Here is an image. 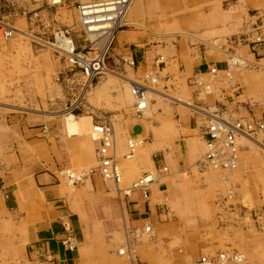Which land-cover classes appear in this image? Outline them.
Returning <instances> with one entry per match:
<instances>
[{
  "label": "rangeland",
  "instance_id": "obj_1",
  "mask_svg": "<svg viewBox=\"0 0 264 264\" xmlns=\"http://www.w3.org/2000/svg\"><path fill=\"white\" fill-rule=\"evenodd\" d=\"M78 1L83 0H66L65 5L49 6L45 0H0V21L17 29L11 39H0V130L16 115L31 117L33 122L31 127L42 126L45 121L61 122L64 111L71 108V113L77 117L90 116L94 123L104 120L111 121L115 126L117 148L122 150L126 140L132 137L129 135V124L146 121V118H138L132 105L123 103L122 100L124 79L127 77L136 78L138 72L128 67L126 70L118 69L114 61L118 31L132 28V26L123 24L119 27L106 56V64L110 70L98 76L92 85L87 87L81 76L76 74L77 71L66 72V69L70 67L69 63L64 54L52 45L55 28L64 25L74 26L77 21L76 4ZM149 3L151 10L148 15L151 16L145 22L140 21V26L137 25L136 30H139L146 38L148 34H151L148 41L151 46L155 45L159 49L157 54L164 55L167 62L170 56L169 43L184 44L187 51L191 52L187 58L198 63L200 60H205L206 55L210 66L219 68V79L215 82L211 93L193 85L192 79L198 70L189 78V85L183 80L184 84L177 85L176 89H165V82L161 79L158 89L169 94L168 98L170 99L151 93L150 96L153 98L152 107L159 103L162 113L156 115H161L164 121L156 120L157 117L151 118V135L138 136L145 138L146 144L138 150L132 160H123L120 158L121 155L119 156L124 169V182L134 180L144 171L155 169L152 158L157 161L162 158L160 153L163 154L165 151L161 150L160 152L155 149L151 152V167L146 163L140 164L138 159L142 149L149 145V142H151V148L157 147L159 140L157 127L161 126L162 122L171 123L179 129L176 135L170 133L167 138L168 143H178L180 137H183L186 132L182 125L184 116L206 114L210 110L209 106L206 107L207 104L211 107L215 102H225L223 104L226 105H242L244 108H250L252 115L255 111V116L249 115V111H247L246 114L249 115L247 117L264 119V111H260L251 102L249 104L245 102L244 99H241L244 98L243 96L238 97L244 93L242 90L245 87L249 90L248 94L254 95L253 100L257 106L260 104L257 98L259 99L260 95L264 93V46H261L256 54L240 48L244 42L249 41L247 38L252 40L256 31L264 35V0H257L252 5H249L248 0H149ZM126 22L127 17L124 20V23ZM233 34L236 36H232ZM76 40L77 44L81 43L79 38ZM236 42L237 44H235ZM234 45L237 46V52H242L251 65L230 71L232 78H229V71L226 67H218V62L229 58V53L233 52ZM153 59H151V65L148 68H152ZM181 68L183 69L184 65ZM142 71L143 69H140V73ZM161 71L160 76L164 77L167 70L163 73ZM241 73L248 75L249 85H242L241 78L238 77L241 76ZM237 97L241 101L232 103L231 101ZM184 101L191 102L193 105H188ZM163 102L168 105L167 110H164L163 106L161 107L160 103ZM155 111L159 113V109ZM92 126L90 130H92ZM253 138L254 142L243 144L242 161L236 170L221 172L207 169L201 171L198 168V161L205 152V146L196 159L183 158L182 166L177 172L178 182L181 181L178 186L182 197L178 202L181 217L179 213L174 214L175 207H172L174 198L168 192L157 198L159 209L165 215L163 216L164 220L172 219L175 221L172 223L176 225L179 224V218L183 221L180 223L182 231L174 232L172 235L166 234L168 238L175 237L174 244L177 249L195 241L203 244L207 242L211 247L205 249V253L236 248L245 256L241 264H264V148L261 146L264 144V131L257 132ZM74 146L70 147V154L73 153L74 158L78 160L82 155L79 152L76 153ZM96 146L95 143L93 161L87 164H80L81 162L78 161L73 165L61 167L57 172L58 175L64 168L81 169L94 165ZM180 152L183 153V156L186 155L181 149H179ZM164 165H167L169 169L162 174L160 179L171 172L170 164L164 160L157 162L158 168ZM142 167H144V171ZM214 171L217 172L218 176L216 177L219 179L217 188L211 187L206 182L200 183ZM221 175H223V179H221ZM96 177L100 176L92 178ZM224 177L226 178L224 179ZM92 178L86 179L82 184ZM62 181L66 184L64 180ZM208 185L210 188L205 187ZM230 188L234 192L231 198L227 194ZM113 194L116 195L117 192L115 191ZM221 195L224 197L223 201L220 206H217L215 204L217 197ZM162 201L165 204H160ZM221 212H223L222 215ZM105 218L103 216V219ZM98 223L99 225H95L93 230L91 243L99 246L91 247L90 258L98 250L99 252L95 253L97 258H100V253L108 254L110 251L116 256L129 259L128 254L119 252L120 248L125 247L124 241V244L121 243L115 247L105 244L108 241L115 243V240L112 239L114 232L104 231L101 221ZM128 227V224L123 226L121 229L123 234ZM154 232L155 227H153ZM153 233L151 237H144L139 242L152 239ZM111 236L112 240L109 238ZM215 242H219L220 245L213 246ZM137 243L135 244V255L131 260H134L138 253ZM180 251L182 250L180 249ZM192 260L189 264H192ZM91 264H99L98 259L93 260Z\"/></svg>",
  "mask_w": 264,
  "mask_h": 264
},
{
  "label": "crops",
  "instance_id": "obj_2",
  "mask_svg": "<svg viewBox=\"0 0 264 264\" xmlns=\"http://www.w3.org/2000/svg\"><path fill=\"white\" fill-rule=\"evenodd\" d=\"M248 1L249 5H252L257 0ZM149 4V0H133L125 23L132 28L123 29L117 33L114 61L118 69L126 70L127 66L122 62V58L126 56L135 58L139 63V69H147L151 65V59L159 51L155 45L151 46L148 41L151 34H148L146 38L139 30H136L137 25L140 26V21L145 22L151 16L148 15L151 10ZM247 39L249 41L246 40L248 42H244L240 48L251 52V40ZM168 48L170 56L161 69L162 73L167 70L164 77L161 76L162 81L165 82V89H176L177 85L184 84L183 80L189 85V78L195 71H206L210 66L206 55L205 60H200L198 63L189 60L187 57L191 55V52L187 51L184 44L171 42ZM159 55L162 54H157L154 58ZM184 58H186L185 61ZM119 62L120 64H117ZM181 64L184 65L183 69ZM218 67L225 68L226 60H219ZM238 77L241 78L242 85L247 86L248 75L241 73V76ZM124 80L122 100L123 103L132 105L133 108L135 100L130 95V83L127 78ZM242 91L246 94L241 93L238 97L243 96L244 98L241 99H244L245 102L248 104L251 102L260 111H264V93L260 95L259 99L257 98L260 104L256 106L253 100L254 95L248 94L249 90L245 87ZM154 94L159 97H169V94L161 90L155 91ZM170 97L174 96L170 95ZM238 97L231 102L241 101ZM185 103L193 105L191 102L186 101ZM223 103L215 102L212 107L209 104L204 105L209 106L208 112L227 109L233 112L237 118L256 115L255 111L252 115L250 108H244L242 105ZM160 104L164 110H167L168 105L165 102ZM159 106L158 103L152 107L151 101L143 117L146 118V121L129 124V135L135 137L151 135V118L157 117L156 120L164 121L161 115H156L162 113ZM157 109H159V113H156ZM175 109L177 110V108ZM247 111H249V115L246 114ZM208 112L203 114L205 117L201 114L184 116L182 125L186 132L183 137H180L178 143H168L167 139L170 133L177 134L179 130L177 127L167 122L156 126L158 128V145L151 148V142H149V145L144 147L139 155V163H146L151 167V152L155 149L160 152L164 150L163 154L159 152L162 158L158 161L164 160L170 164L171 172L153 184L149 199L143 198L142 194L137 191L129 196L119 191V188L130 186L136 178L130 182L123 181L121 184L104 181L101 177L92 178V180L74 187L63 183L57 173L61 167L73 165L78 161L81 162L80 164L93 161V149L97 142L91 134L90 127L94 122L90 116L77 117L73 113L68 114L64 111L61 122L45 121L42 126L37 127H31L33 122L29 116H13L12 121L7 122L5 127L0 130V264H91L93 260L97 259L99 264H189L192 258L194 261L202 254L214 255L222 251L221 249L205 253L204 250L211 245L207 242L203 244L197 241L185 244L180 248L182 251L177 249L174 244L175 237L171 239L166 234L172 235L174 232L182 231L180 223L183 221L179 218V224L174 223V225L172 222L175 221L172 219L164 220L163 216L165 215L161 213L157 203V198L168 192L174 198L172 205L175 207L174 214L181 213L178 208V202L182 198L178 191L181 181L178 182L177 172L182 166L183 158L196 159L203 151L205 144L200 138V133L207 124ZM253 140H255L253 136L241 138V149L243 150V144L254 142ZM73 145H75L76 153L79 152L82 155L78 160L74 158L73 153L70 154V147ZM143 146H140L139 149ZM261 146L264 148V144ZM125 148L116 149L118 156L121 155L120 158L123 160H127L123 157ZM179 149L186 155L183 156V153H179ZM158 161L152 158L155 167H157ZM142 168L144 171V167ZM214 173L206 176L200 183L206 182L211 187L217 188L219 179L216 177L218 176L217 172L215 175ZM222 176H220L221 179H223ZM209 185L205 187L210 188ZM115 191L116 195L113 194ZM223 198L222 195L217 197L215 204L220 206ZM220 214L222 215L223 212ZM103 216L106 218L103 219ZM100 221L104 231L114 232V238L112 236L109 238L115 240V243L105 242L106 245L112 247L120 245L123 241L126 242L128 231L132 228H142L146 222H150L155 227V232L152 239L150 238L146 242H136L139 249L134 260L116 256L110 251L108 254L100 253V258H97L95 253L99 252L98 250L94 252V256L92 255L93 259L92 256L90 258L91 247L96 248L99 245L92 244L91 238L95 225L98 226ZM64 224L74 232L78 242L75 249H69L62 244V239L66 236ZM125 224H128L129 227L123 234L121 229ZM219 245V242L213 243L215 247ZM230 249L239 251L236 248Z\"/></svg>",
  "mask_w": 264,
  "mask_h": 264
},
{
  "label": "built area",
  "instance_id": "obj_3",
  "mask_svg": "<svg viewBox=\"0 0 264 264\" xmlns=\"http://www.w3.org/2000/svg\"><path fill=\"white\" fill-rule=\"evenodd\" d=\"M45 1L49 6H62L66 3V0ZM131 2L132 0L78 1L76 4L78 18L74 26L64 25L53 30L52 45L64 54L70 66L66 72L77 71L76 74L81 76L87 87L92 85L98 76L110 70L106 64V56L117 30L125 24L124 20ZM16 30L14 26L0 21V39H11L17 32ZM77 38L81 40L80 44H77ZM250 43L251 52L256 54L259 48L264 46V35L256 31ZM232 49L233 52L229 53V58L226 60L229 78H232L230 71L251 65L242 52H237L236 47H232ZM165 61V56L159 55L153 61L152 68L144 69L140 73L139 63L135 58L131 56L122 58V62L128 68L138 72L136 78L127 77L135 99L133 110L138 118L145 116V112L153 100L150 93L154 94L159 90L160 70ZM217 79H219V68L209 66L206 71L196 72L192 82L198 89L211 93ZM68 111L71 112L72 109L70 108ZM260 131H264V119L237 118L233 112L227 109L208 112L207 124L200 133V138L205 144V152L198 161V168L201 171H206L211 167L221 172L238 169L242 161L241 138L253 136ZM93 132L97 142L95 164L81 169L64 168L60 171V178L68 185L74 186L94 176H100L104 181L121 184L124 181V169L116 152V133L113 123L108 120L97 121L94 123ZM145 142L146 139L142 137H129L126 140V151L123 157L127 160L133 159L139 147L145 145ZM168 169V166L164 165L144 171L130 186L119 188V191L126 196L137 191L142 194L143 198L149 199L153 184ZM227 194L230 198L233 197V189H228ZM160 204H165V202L162 201ZM64 229L66 236L62 239V244L69 249H75L78 242L73 230L66 224H64ZM152 233L153 225L150 222H146L142 228H132L127 233L126 248L120 249V254H128V257L132 258L136 252L135 242L144 237H151ZM244 258V254L237 250L225 249L214 255L202 254L192 264H241Z\"/></svg>",
  "mask_w": 264,
  "mask_h": 264
},
{
  "label": "bare ground",
  "instance_id": "obj_4",
  "mask_svg": "<svg viewBox=\"0 0 264 264\" xmlns=\"http://www.w3.org/2000/svg\"><path fill=\"white\" fill-rule=\"evenodd\" d=\"M132 3H133V0H132V2H131V4H130V6H129V10H130V8H131V6H132ZM129 10H128V12H129ZM128 12H127V15H128ZM127 17V16H126ZM112 37V36H111ZM110 41V40H109ZM128 80V79H127ZM130 95L134 98V96L132 95V93H131V90H130ZM135 100V99H134ZM68 114L69 113H71L70 111H66ZM70 116V115H69ZM93 126H94V124H93ZM93 126H92V130H91V134H92V136H93V138L95 139V134H94V132H93ZM74 169H78V168H74ZM226 178V177H225ZM224 178V179H225ZM74 186V185H73Z\"/></svg>",
  "mask_w": 264,
  "mask_h": 264
}]
</instances>
